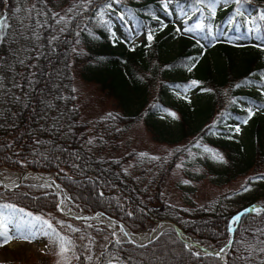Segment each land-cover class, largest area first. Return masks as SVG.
<instances>
[{"label":"trees","instance_id":"1","mask_svg":"<svg viewBox=\"0 0 264 264\" xmlns=\"http://www.w3.org/2000/svg\"><path fill=\"white\" fill-rule=\"evenodd\" d=\"M35 1L48 6L51 0ZM216 1L119 0L109 8L106 0H79L62 32L50 35L49 26L44 25L19 73V88L9 105L11 113L7 118L0 116V167L54 171L57 181L79 207L87 212L102 210L132 231L150 230L155 217H169L182 226L189 238L224 246L231 234L233 214L252 201L264 205V180L261 191L245 197L240 208L211 212L199 206L186 215L172 205L162 190V181L179 153L204 140L223 155L222 167L209 165V171L224 174L227 181L253 168L264 178V171H260L264 166V20L259 19L264 13V0H222L225 4L220 7H216ZM17 2H0L6 19L16 11ZM174 8L190 10L185 24H201L199 36L178 31L169 20ZM106 10L117 14L124 24L122 13H129L136 31L147 26L149 32L137 40L117 35L113 16ZM251 28L262 42L234 40L249 35ZM149 33L151 41L147 39ZM15 46L14 37L8 33L3 36L0 68L2 59ZM77 77L95 83L113 99L117 108L106 115L110 132L119 134L143 120L154 139L185 142L168 158L151 187L137 185L123 174L119 161L103 158L85 145L86 132L82 131L87 121H74L72 132L66 134L43 126L44 113L53 100L72 99ZM192 85L198 89L194 95L189 94ZM171 88L183 92L170 95ZM166 111L175 113L174 123L164 117ZM237 117L247 118L248 123L241 136L229 137L234 128L231 121ZM210 135L215 139H208ZM58 200L55 187L43 182L25 180L14 188L0 185V210L5 217L18 222L20 229L33 216L41 218L36 220L35 228L47 221L51 225V245H72L77 255L73 264H84L81 246L66 234L57 215L47 212H61ZM263 216L254 211L240 216L231 249L226 252V264H264L254 257L239 256L235 244L242 226H252ZM174 248V258L160 255ZM111 259L126 264H225L217 254L190 249L172 226L145 244L110 238L106 249L99 253L98 264H107ZM0 264L33 263L6 260Z\"/></svg>","mask_w":264,"mask_h":264},{"label":"rangeland","instance_id":"2","mask_svg":"<svg viewBox=\"0 0 264 264\" xmlns=\"http://www.w3.org/2000/svg\"><path fill=\"white\" fill-rule=\"evenodd\" d=\"M77 2L79 0H51L46 6L37 3L35 0H18L17 9L9 19L5 17V8L3 7L0 10V20L5 21L3 28L0 29V41L7 33L16 39L15 48H12L8 57L3 58L1 61L0 116L3 115V118H7L11 113L9 105L19 88V73L30 54L32 45L38 43L42 27L44 25L49 26L50 35L62 32L68 25L73 12L78 8ZM118 2L114 3L118 4ZM224 4L225 2L222 0L216 1V7ZM106 11L113 16L114 29L119 36L124 38L131 37L132 40H137L143 38L149 32L147 26L140 31H136L132 17L127 12L122 13L126 18V24H124L117 14L111 10ZM247 12L251 16V11L247 9ZM189 14L190 10L188 9L181 11V9L174 8L169 20L177 25L180 32H186V28L195 29V25L188 27L185 24V18ZM249 21L252 23L253 20L250 19ZM189 33L194 36L201 34L199 29ZM215 35L217 36L218 33H215ZM222 37L224 36L222 35ZM234 40L263 41L257 39L252 32V28L249 35L235 37ZM182 92L180 88H171L169 90L170 95ZM197 92L198 89L195 85L189 87L190 95H194ZM65 93L67 94L66 91ZM64 96L67 97L65 94ZM70 97L72 98L70 100L67 98L53 100L47 106L43 116V126H48L53 131L66 134L72 132L74 121H87L86 125L83 126L85 131H82V133L86 132L85 145L103 158L119 161L123 174L132 178L137 185L142 186L144 189L151 187L159 179L168 158L185 143L184 141L170 143L154 139L143 120L127 126L119 134L110 132L106 115L117 107L113 99L107 96L95 83L77 77L72 85ZM243 99L248 101L247 97H243ZM173 113V111L164 113V117L172 123L176 120L175 115H172ZM103 116L104 121L102 119ZM245 120L248 123L247 118L237 117L232 119L231 122L234 128L228 134L229 137H239L243 134L247 125V123L243 122ZM237 127L239 128L238 132L236 131ZM215 137L210 135L208 139H215ZM219 157H223L221 151L216 147H212L209 140L194 142L179 153L175 164L162 181V190L166 198L182 215L192 213L199 206L206 207L211 212H216L218 209L239 207L242 202L246 201L245 197L256 195L261 191L260 183L263 182L264 178L253 168L227 181H225L224 174L216 170L209 171V165L218 169L222 167L224 162ZM24 169L1 166L0 177L10 176V180L13 183L11 185L6 184L8 187H5L3 182H0V185L3 188H14L20 184H17L21 177L20 173L23 176L27 172H35L33 170H37L27 169L29 171L22 173ZM261 169L260 171H264V166ZM25 180L52 183L31 176H24L23 181ZM65 190L71 205L78 211L85 212L83 208L79 207L78 203L70 198L66 188ZM239 197L241 198L239 199ZM261 205L264 206L259 201H252L242 206L250 207L251 209L255 207L256 211L254 212H261L264 215V210H260L261 207H259ZM57 209L61 212L59 213L55 210L47 212L56 214L66 234L72 238L74 243L81 246L85 258L84 264H98L99 253L106 249L110 238L127 241V239L115 235L112 232L111 225L105 220L77 218L64 212L60 208V196ZM97 213L117 221L102 212L87 214ZM235 214H233L232 219L236 217ZM8 219L13 221L10 218ZM29 221L28 225L20 229L19 232L10 223L12 239L7 244L0 242L1 263L6 260H24L33 264H73L76 262L77 255L73 253L72 245L53 247L48 235L35 231V229H39L34 227L35 216L30 218ZM238 222L232 223L236 225ZM232 223L230 220V225ZM122 225L124 224L122 223ZM29 230L33 231L29 232ZM21 232L29 235L30 239H23ZM235 244L237 253L242 258L252 259L254 257V260L263 261L264 263V252L260 251L261 248H264V216L252 226H242L241 233ZM187 246L195 252L198 251L195 246L189 243ZM229 249H231V246ZM160 255L174 258L177 254H175L174 248L170 251H162ZM257 256L258 258H256ZM107 264L126 263L111 259Z\"/></svg>","mask_w":264,"mask_h":264},{"label":"bare ground","instance_id":"3","mask_svg":"<svg viewBox=\"0 0 264 264\" xmlns=\"http://www.w3.org/2000/svg\"><path fill=\"white\" fill-rule=\"evenodd\" d=\"M46 174V175H44ZM20 176L22 174L20 173ZM23 176H31L35 177L37 179L43 180V181H48L54 183L59 191V196H60V208L66 212L67 214H70L72 216H75L77 218H86V219H96V220H105L107 221L111 227H112V232L122 238H125L130 241H137V242H142L146 240L147 238H150L153 236L159 228H161L162 223L157 224L152 230L146 231V232H140V233H135L129 230L127 227L122 225L121 222L115 221L112 218L102 215L100 213L97 214H87L86 212H80L78 211L74 206L71 205L70 201L68 200V194L65 189L62 188L56 181L55 177L51 174L48 175V173H37V172H27ZM0 182H3L7 185H11L13 181L10 180V176L6 177H0ZM16 183V182H15ZM51 183V184H52ZM260 207V206H259ZM234 239V238H233Z\"/></svg>","mask_w":264,"mask_h":264},{"label":"snow or ice","instance_id":"4","mask_svg":"<svg viewBox=\"0 0 264 264\" xmlns=\"http://www.w3.org/2000/svg\"><path fill=\"white\" fill-rule=\"evenodd\" d=\"M0 2H3V0H0ZM112 2H118V0H106V6L110 8ZM200 2H204V0H200ZM225 2H227V0H225ZM235 2H236V3H239L240 0H235ZM259 19L264 20V13H261ZM4 24H5V21L0 20V29L3 28ZM202 27H203V26H202L201 24L197 23V24L195 25V29H194V28H186L185 31H186V32H191V31H194V30H196V29H200V28H202ZM178 31H179V29H178ZM147 39H148L149 41L152 40V35H151L150 33L147 35ZM195 83H196V82L193 81V84H195ZM237 87H239V85H237ZM172 115L174 116L175 114L173 113ZM251 115H252V113H251V111H249V117H250ZM243 122H244V123H247V120H245V121H243ZM236 131H237V132L239 131V128H238V127L236 128ZM219 159L222 160L223 157H219ZM245 190H247V189H245ZM3 207H4V208H9V207H11V206H9V205H4ZM14 211H20V212H23L22 209H19V210L14 209ZM248 211H256V209H255V207H253V208L250 209V210H249V209H246V210H245V212H248ZM243 214H244V213H240V214H238L236 217H234V218H233L234 222H235V221H239L240 216H242ZM26 215L30 217L32 214H31V213H27ZM21 219L23 220V218H21ZM35 219L38 220V221L41 220L40 217H35ZM10 223H12V224L14 225L16 231H18V232L20 231V228H19V226H18V222H15V221H9V219H8L7 217L4 216L3 211L0 210V241H2L4 244H7V243L12 239V236H11V230H12V229H10ZM29 223H30V221H29ZM50 229H51V225L48 224L47 221H43V222H42V227L39 228V229H35V231H39V232H42V233L45 234V235H48V234H49V231H48V230H50ZM229 230H230V231H233L232 228H230ZM31 231H33V230H29V232H31ZM21 235H22L23 239H25V240H29V239H30V236L27 235V234H24L23 232H21ZM68 243H70V241H69ZM62 251H63V249H62ZM260 251H261V252H264V248H261ZM217 255H219V253H217Z\"/></svg>","mask_w":264,"mask_h":264},{"label":"water","instance_id":"5","mask_svg":"<svg viewBox=\"0 0 264 264\" xmlns=\"http://www.w3.org/2000/svg\"><path fill=\"white\" fill-rule=\"evenodd\" d=\"M26 171H29L27 169H24L22 170V173L26 172ZM37 173H43L44 171H40V170H33ZM46 173H50L53 175L52 172H46ZM24 180V176H21L17 182V184L21 183L22 181ZM16 184V185H17ZM59 185H61L59 183ZM5 187H8L6 186V184H4ZM56 186V185H55ZM56 191L57 193L59 194V191H58V188L56 187ZM261 207V210H264V206H260ZM246 209H251L250 207H244L243 209H241L239 211V214L240 213H243ZM101 212V210H100ZM88 213V212H87ZM89 213H96V211L94 212H89ZM114 218V217H113ZM155 220H156V223L152 226V229L157 225V224H160L162 223L163 225H161V228H159V230L153 235L151 236L150 238H147L146 240L142 241V242H137L135 241V243L137 244H145L151 240H153L155 237H157L160 232L163 230V228L167 227V226H172L174 228H176V230L179 232V234L183 237V239L189 243L190 245H193L196 247V249L198 250H201L202 252L204 253H213V254H217L219 253V256L223 258V261L226 263V259H225V254L227 252V250L229 249L230 245H231V241H232V238H233V231H231V235H230V238L228 240V242L222 246V247H215L211 244H208V243H200V242H197L196 240H193L191 238H188L187 237V234L186 232L184 231V229L176 222L174 221L173 219L171 218H168V217H155ZM118 222H121L119 220H117ZM122 223V222H121ZM233 229V227H231ZM151 229V230H152ZM134 242V241H133Z\"/></svg>","mask_w":264,"mask_h":264}]
</instances>
